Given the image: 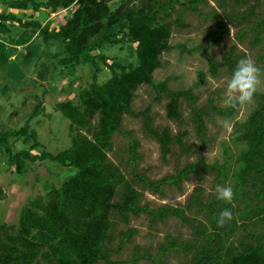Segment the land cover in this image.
Instances as JSON below:
<instances>
[{"label":"trees","instance_id":"1","mask_svg":"<svg viewBox=\"0 0 264 264\" xmlns=\"http://www.w3.org/2000/svg\"><path fill=\"white\" fill-rule=\"evenodd\" d=\"M115 1L4 0L7 8L19 11H50V15L63 10L73 11L64 18L56 33L50 32V21L43 26L38 20L0 13V72L14 62L13 52L35 42L33 32H36L42 33L44 39L64 42L70 57L61 60L60 65L69 66L71 70L91 65L94 75L91 86L79 93L78 104L65 101L56 106V111L70 122L71 148L52 154L39 141L37 132L31 130V122L46 111L42 100L21 129L0 133V145L5 148L8 166L15 168L19 176L26 173L28 165L38 162L56 164L75 172L60 188L50 189L44 201L36 199L23 210L16 233L6 225L0 227V264H138L142 258L138 252L131 261L114 263L111 260L110 256L119 253L136 233V230L122 232L119 247L109 250L114 219L129 223L131 217L147 214L157 218L164 211L179 217L193 231L192 239L182 243L169 237L166 254L172 251L186 254L190 260L185 264H264V93L254 94L255 108L245 121L235 124L230 136L234 145H242L238 167L234 171L231 202L212 198L205 203L204 190L197 188L187 210L199 208L205 214V221L189 217L181 208L152 210L144 203L145 196L140 189L159 195L165 187L182 189L192 174L201 176V169L218 171L221 181L232 162L227 158L225 164L219 166L199 161L158 181L141 173L137 162L140 143L132 138L131 132L122 130L125 116L142 119L146 134L160 144L164 159L172 154L176 145L184 149L189 147L184 143L187 133L174 135L169 127L155 128L152 105L142 112L134 111L138 90L151 86L157 94L155 103H160L163 97L168 98L167 116L179 125L183 124L181 102L186 100L197 136L203 142L208 141L206 118H211L213 112L231 116L236 106L241 105L227 109L212 105L199 108L193 88L173 91L169 86L170 79L155 80V72L162 67L163 55L172 49L170 40L174 23L167 22L166 16L162 15L176 5L184 4L182 0L168 3L148 0L138 6L134 4L138 0H121L112 10L110 4ZM186 1L195 12L200 5L208 4V0ZM217 1L225 19L239 29L237 40L240 43L248 40L252 48L260 49L258 68L264 77V0ZM229 33L230 27L221 22L215 30H209V41L201 48L213 78L219 77L222 70H228L232 75L239 61L247 58L237 45L231 46L221 61L212 56L211 49ZM131 43L137 44V67L120 61L110 63V58L102 52L106 46ZM103 66L111 77L100 83ZM48 74L49 67L43 64L40 80L46 81ZM118 132L130 141L132 180H128L109 157L114 150L113 137ZM20 139L24 147L14 152L11 141ZM38 148L43 151L33 154L32 151ZM6 197L0 185V201ZM225 209L232 212V219L221 227L217 225V219Z\"/></svg>","mask_w":264,"mask_h":264},{"label":"rangeland","instance_id":"2","mask_svg":"<svg viewBox=\"0 0 264 264\" xmlns=\"http://www.w3.org/2000/svg\"><path fill=\"white\" fill-rule=\"evenodd\" d=\"M147 1L138 0L134 4L138 6ZM158 1L168 3L171 0ZM182 1L184 4H178L166 15H162L166 16L167 22L174 23L170 40L172 49L163 55L162 67L155 72V80L164 82L170 79L169 86L173 91H186L193 88L198 98L199 108L212 105L227 109L233 105L227 93V84L232 75L228 70H222L219 77L213 78L208 61L201 51V48L209 41V30H215L221 22H225L230 27V33L219 39L211 49L212 56L218 61L223 59L231 46L237 45L240 52L246 53V59H251L258 67L260 66L258 62L260 49L252 48L248 40L244 43L237 40L239 29L225 19L224 11L219 7L217 0H208V4L200 5L197 12L192 9L188 1ZM120 2L121 0H117L111 3V9L115 10ZM63 15L65 14L57 15L50 21V32L56 33L59 30L64 22ZM29 16L36 18V14L33 15L32 12ZM35 18L33 20H36ZM37 19L46 24L48 15L41 11ZM33 33L36 35L35 42L13 52L14 62L3 67L0 72V133L21 129L36 109L39 100H42L46 111L31 122V130L37 132L39 141L48 152L57 155L71 148L72 138L69 133L70 122L62 113L56 111V106L65 101L78 104L81 90L89 88L92 84L94 69L91 65H85L73 69L76 71L72 73L73 70L69 69V66L64 67L59 63L70 57L65 51L64 42L61 39L54 40L47 37L44 39L41 36L42 33ZM102 52L110 58V63L120 61L136 67L139 65L137 44L106 46ZM43 64L49 67L46 81H41L39 78ZM103 68L104 71L99 75L100 83H105L111 77L109 70L104 66ZM71 73L73 75L69 76ZM202 78L205 81H202ZM256 92L264 93V77L261 74ZM156 97L157 94L151 86L141 87L133 104L134 111L142 112L152 105L155 128L162 130L169 127L174 135L187 133L184 143L191 149L176 145L172 148V154L164 159L160 144L146 134L142 119L127 115L123 119L122 130L131 132L132 138L140 143V158L137 162L141 173L153 181H158L168 175H176L186 166L199 161L222 166L229 158L232 165L227 168L221 181L218 179V171L201 169V176L192 174L190 180L184 182L182 189L176 186L165 187L162 195L143 191L139 185L136 188L144 193V203L148 204L152 210L159 212L167 207L181 208L186 210L189 217H198L205 221V214L201 213L199 208L187 210L190 198L196 189L200 188L204 190L203 201L207 203L210 199L218 197L216 191L218 186H234V171L238 167L242 145H234L230 141V136L235 124L245 121L251 114L256 101L252 99L249 103L236 106L231 116H221L213 112L211 118H206L208 141L203 142L197 136V129L192 119L193 114L186 100L181 102L183 124L179 125L167 116L168 98L163 97L160 103H155ZM11 145L14 152L24 147L22 139L12 140ZM113 145L114 150L109 153L110 159L122 169L128 180H132L134 176L133 166L129 163V139L118 132L113 137ZM42 151L43 149L38 148L32 153L40 154ZM74 173L73 169L38 162L28 165L26 173L19 176L15 168L8 166L5 148L0 145V185L7 194L6 199L0 201V227L6 225L12 233H16L23 210L36 199L44 201L50 189L60 188ZM114 221L108 242V248L111 251L119 247L122 232L136 230L130 243L119 253H113L110 256L114 263L131 261L137 252L142 256L138 264L189 262L190 257L184 253L173 251L165 253L169 237L179 243L193 237L192 229L179 217L164 211L157 218L143 214L139 217H131L129 223L118 219Z\"/></svg>","mask_w":264,"mask_h":264},{"label":"clouds","instance_id":"3","mask_svg":"<svg viewBox=\"0 0 264 264\" xmlns=\"http://www.w3.org/2000/svg\"><path fill=\"white\" fill-rule=\"evenodd\" d=\"M259 69L251 59H241L232 72L230 81L227 84L228 99L233 106L244 105L252 101L257 91L259 83ZM218 199L231 202L233 198L232 187H220L216 189ZM232 219V212L225 209L217 219V225L223 226L227 221Z\"/></svg>","mask_w":264,"mask_h":264},{"label":"crops","instance_id":"4","mask_svg":"<svg viewBox=\"0 0 264 264\" xmlns=\"http://www.w3.org/2000/svg\"><path fill=\"white\" fill-rule=\"evenodd\" d=\"M0 7L4 8V9L0 8V9H2V11L0 10V13H6L7 15H9V14L16 15L18 17L24 18L25 20H27V19L33 20L35 18V16L33 18L29 16L31 12L33 13V15L36 14L35 19L38 20L37 17H38V14L40 13V12H35L33 9H30L28 11H19V10L9 9L6 7V5H4V0H0ZM72 11H73V9L63 10V11H60V12L55 13V14L51 13V15H49V17L47 19V22L51 21L54 17H56L57 15H60V14H65L63 16L67 17V16H69V13H71ZM44 12L46 14H48L49 11L48 12L44 11ZM38 21H40V20H38ZM43 26H45V24H43ZM20 48H23V47H20Z\"/></svg>","mask_w":264,"mask_h":264}]
</instances>
